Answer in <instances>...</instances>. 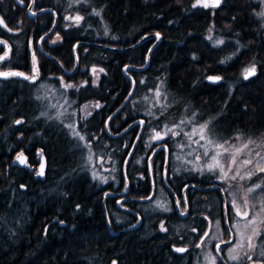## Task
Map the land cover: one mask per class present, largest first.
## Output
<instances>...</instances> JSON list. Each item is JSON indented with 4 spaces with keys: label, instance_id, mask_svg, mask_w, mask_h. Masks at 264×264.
Here are the masks:
<instances>
[{
    "label": "trees",
    "instance_id": "16d2710c",
    "mask_svg": "<svg viewBox=\"0 0 264 264\" xmlns=\"http://www.w3.org/2000/svg\"><path fill=\"white\" fill-rule=\"evenodd\" d=\"M57 1L54 4L53 0H34V3L37 7L53 8L60 23L65 17L75 23L72 26L69 22L70 33L58 36L69 53L68 59L60 62H72L71 47L79 40L121 47L147 34L159 33L161 37L151 55L150 65L138 76L134 94L114 120L119 118L124 122L125 117L143 116L150 122L153 115L164 117L167 112L159 113L158 107L151 114L143 111L147 105L141 99L143 95L148 96L151 89L148 82H156L160 77L167 82V99L187 104L198 122L210 121V131L221 139L264 135V15H261L264 4L258 0H221L215 8L198 5L197 0H92L91 3L78 0V6L72 8L74 10L69 9L72 1L77 0ZM12 4L11 0H0V12L9 31L19 34L13 36L0 28V35H10L7 40L13 48L25 46L27 33L50 28L53 21L51 13L39 15L47 19H38L36 24L37 20L28 18L26 12L22 17V10L27 5L18 3L17 7ZM106 8L112 13L108 15ZM99 9L107 14L103 15L105 23L109 24V30H114V38H103L96 33L95 20L86 22L90 20L88 12H99ZM74 12L83 19L79 22L70 19L74 18ZM15 17L26 22L15 24ZM46 20L48 24H45ZM66 28L61 27L60 31ZM99 29L104 31L102 27ZM85 48H77L79 63L82 68L89 65L96 70L99 85L95 79L91 80L93 85L84 88L75 82L65 92L66 98L71 99V116L66 120L77 132V121L83 123L79 133L84 140L75 137L69 128L61 134L60 128L47 132L43 124L36 126L35 118L43 112L40 123L44 122L47 110L35 112L36 102L33 107L27 103L30 97L11 96L12 86L10 89L2 87L0 133H7L9 126L12 127L10 124L20 121L18 124L28 126L32 135L23 134L18 139L19 142L23 140L22 143L9 144L8 152L3 154L10 157L12 148L19 147L17 151L25 150L31 154V163L28 168H21L10 162V172H1L0 169V264H109L111 259H117L118 264L152 263L148 250L150 245L146 242L145 252L139 238L111 244L113 253V249L108 248L113 237L104 224L99 202L101 193H94L96 183L89 175L96 158L99 160L101 157L110 161L106 175H110V169L114 168L116 175L120 176L128 150L126 144L132 142L128 135L110 139L103 128L108 114L125 96L127 79L122 67L126 54L99 47L86 48L89 51ZM253 66L255 75L244 79L245 69ZM210 75L220 77V81L208 83L205 78ZM110 80L112 83H108ZM110 89H113L112 100L108 94ZM73 94L81 97L74 100ZM62 95H59L61 99L55 97V111L59 107L61 109ZM168 111L176 113L175 108ZM32 123L35 126L32 127ZM58 124L65 125L62 121ZM76 138L84 144V149L79 152L69 146L79 145ZM13 139L11 136L7 141L14 142ZM37 150H40L38 156L43 154L47 162L42 176H37L33 169L37 165ZM137 150L135 158L132 153L128 166L143 159L144 166L140 169L145 173L148 151L138 146ZM85 152L88 153L85 155Z\"/></svg>",
    "mask_w": 264,
    "mask_h": 264
},
{
    "label": "flooded vegetation",
    "instance_id": "af4514ba",
    "mask_svg": "<svg viewBox=\"0 0 264 264\" xmlns=\"http://www.w3.org/2000/svg\"><path fill=\"white\" fill-rule=\"evenodd\" d=\"M25 3L27 5L28 2ZM30 18L37 20L35 22L38 24L45 17H39L33 5ZM59 21L57 17L56 20L53 19L49 29L27 33L24 40L25 46L10 47L6 59L0 62V72L14 71L31 77L34 74V67L36 69L34 80H26L21 76L0 77V87L7 86L10 89L12 86L11 96L31 97L37 89L39 98H45L41 95L48 91L53 93L54 97L61 99L59 95L69 90L65 87L66 85L73 86L75 82H79L78 85L84 88L93 85L92 79L97 80L99 85L96 70L89 65L82 68L78 60L75 62L73 47L77 42L71 47L73 69L69 67V63L60 62L68 59V51L63 48L62 38L58 36L62 34L63 37L64 33H70L72 28L69 25V18L65 17L62 21L67 24V28L64 31H55L58 25H62ZM45 24H48V20ZM0 28L13 36L19 34L9 31L6 24L0 25ZM10 35H0V38L6 40ZM147 41L127 45L129 48L124 51L126 62L122 67V72L127 79L125 96L117 108L111 110L103 125L110 139L128 135L132 140L130 144H126L128 150L121 165V175H116L113 168L107 176L109 180L105 183L102 180L95 182L94 193H101L100 205L104 213V224L109 234L116 238L111 241L115 244L118 242V237L123 235L127 237L126 241L139 238L138 241L145 247V252L147 242L150 245L148 250L151 253V264H212L213 257L215 264H254L256 261L264 264V256L259 255L260 251L264 250V230L258 238L253 239L256 248L248 252L253 258L251 262L243 256V253L248 251L247 247L238 249L242 257L239 262L228 258L229 249L234 247L240 239L238 236L240 227L235 222L243 221V219L236 216L232 205L235 201L243 206L244 196L241 192H238L237 197L232 200L221 181L209 180L207 176L195 178L179 172L171 153V139L154 140V130L150 129L151 124L143 116L132 119L125 117L124 122L119 118L113 119L131 99L137 87L138 76L147 69L139 68L146 64V54L149 55L148 52L155 50L157 46L154 38ZM86 48L84 50L89 51ZM145 48L147 53L144 52ZM4 52L5 47L0 44V55ZM33 54H35V65ZM142 55L144 61H142ZM108 83H112V80ZM132 87L133 93L127 99ZM3 88L0 89L2 94ZM108 94L111 100L114 99L113 89H110ZM138 120L143 121L139 136L141 124L137 122ZM77 129L82 132L81 125L79 128L77 126ZM137 146L139 149L148 151L145 173H142L140 169L144 166L143 159L142 162H138V165L131 163L128 166L132 153L134 158L138 153ZM28 155L31 162V154ZM151 207H155L156 211L152 212ZM248 207L250 218L251 201H248ZM161 225L166 231L161 230ZM229 240L231 243H227ZM217 245H219V251H217ZM176 248H185L186 251L177 252ZM111 264L117 263L112 261Z\"/></svg>",
    "mask_w": 264,
    "mask_h": 264
},
{
    "label": "rangeland",
    "instance_id": "374dc122",
    "mask_svg": "<svg viewBox=\"0 0 264 264\" xmlns=\"http://www.w3.org/2000/svg\"><path fill=\"white\" fill-rule=\"evenodd\" d=\"M58 2L57 0H53V3ZM87 2H92V0H85ZM11 2L13 4H15L17 7L18 3L25 5V0H11ZM258 2H260L261 4H264V0H258ZM79 1H72L71 5L72 7L69 10H74L72 9L74 6L77 7L78 6ZM12 4V5H13ZM55 4V3H54ZM60 4V3H59ZM58 4V5H59ZM57 5V4H56ZM203 6L202 4H198ZM14 6V5H13ZM28 6V3H27ZM26 6V9H27ZM204 7V6H203ZM51 8V7H49ZM26 9L24 8L23 11V16H26L29 18V14L28 12H26ZM53 9V8H51ZM109 13H112L111 10L109 8H106ZM65 10V8H64ZM67 10V8H66ZM76 12L79 11L78 9L75 10ZM99 15H95L94 13H96V10H90V12H88V15L90 17L89 21L86 22H90L91 20H95V31L96 33L100 34L101 37L103 38H107V39H111L114 38V30H109V24L105 23V18L103 15H107L105 14L104 10L99 9ZM26 12V15H25ZM29 13H31L29 11ZM43 13H48L47 10L42 11ZM81 14L82 13H78ZM77 13H73V17H76ZM26 20L20 17H15L14 18V23L15 24H19L20 22H23ZM73 20H69L70 24L73 26L75 25V23H72ZM62 21V25L61 27H66L67 24ZM60 23V21H59ZM60 25L57 26V28L55 29V31L60 30ZM99 27L104 28V31L102 32ZM86 29V28H85ZM63 48L66 50L67 47L63 46ZM122 50H117L116 52H121ZM148 60L150 62L151 59V54L153 53V49L148 52ZM69 54V53H68ZM117 62H115L116 64ZM70 68L73 69V63L70 62ZM164 65V64H162ZM117 66V65H115ZM160 75H161V70H160ZM166 77V75H165ZM162 78V77H161ZM156 82L150 81L148 82V85H151V89H149V91L147 92L148 96L143 95L141 97L142 101L146 103V112H150L152 113L154 111V109L156 107H158L159 109V113L162 111L167 112L164 117H157L156 115H153L154 118L152 117L150 120V129L154 130V131H161V132H165V125H167L169 128L174 129L176 132L179 133V135H175L173 136L171 133H168L167 135H165L164 138H170L171 139V145L170 148L172 149L171 153L173 154V159H174V164H176V168L179 172H182L184 174H188L191 176H194L195 178H200L202 176H207L209 180H219L223 183V185L226 187V190L228 191V193L231 196V199L233 200L234 198L237 197V193L241 192L242 195L245 197H248V201H251V206L253 204L256 205V207H252V213L249 219L253 218L254 213H256L259 210L260 207V201L262 198H264V173L258 172L257 168H256V164L257 162H261L264 163V160H261V157H264V146H261V142H264V135L262 136H253V137H243L241 135H237L235 136L233 139H229V140H224L221 139L219 136H217L216 134L212 133L210 131V121L205 120V121H200L198 122V119L196 117L195 114L191 113L189 110V107L187 104H185L184 102L182 103V101H176V100H168L167 98V82L163 81L160 79V77H158L156 79ZM141 83L143 81H140ZM49 89V88H48ZM157 90H159V92L161 93V95L157 96L156 92ZM89 93V92H87ZM62 101H61V109L59 107L58 111H55V103H56V98L54 97L53 93H49L48 91H46L45 93H43V95H41L42 97L45 96V98H39L37 97V89L34 91L33 96L30 97V101L28 100L27 103L30 107H33L32 104H34L36 102V110L35 112H40L43 111V109H46V116H45V120L44 122H41V117L43 116V112L39 114L38 117L35 118V125H41L45 127L47 130V132H50L51 130H55L60 128L61 134L63 131H68V127H66V124H69L68 121L66 119L69 118V116H71V109L69 108V102H70V98H66L67 95H65V93H62ZM69 96H71L69 94V92L67 93ZM150 96V97H149ZM77 97H81V95L78 94H73L72 98L74 100H77ZM149 97V99H148ZM73 101V100H72ZM71 103V102H70ZM176 109V113L175 111H172L171 113L168 111L170 109ZM40 110V111H39ZM50 110V111H49ZM33 119V116L32 118ZM157 119V121H156ZM84 120V119H83ZM58 121H62L64 122L65 125L62 124H58ZM182 121H184V123H181ZM208 124V129H207V133H208V137L212 140H214L217 144H224L225 147L228 148H232V146H236L239 147L242 144V140H238L236 139V137H242L243 141H246L248 139H251L253 141H255L254 144H251L249 146L248 149H245L244 152L237 157V163L234 166H230L232 168L231 171H228V178L225 179L223 176L220 175L219 171H213L210 172L208 171L207 165L213 163L212 161V156L215 155V151H217L218 149L215 148L214 144H207L206 140H201L199 135H186V133L191 134L193 132V129L199 128L200 125L202 124ZM78 125V127L81 125L83 128V123L79 124L78 121L76 123ZM12 127H15V129H11L9 130V128H12L9 126L7 133L1 134L2 135V140L0 141V169L1 172L3 171H7L10 172L9 170V164L10 162L12 163L14 161V157L16 154L17 149H19V147H14L12 148L11 153H9V155H11L10 157L4 156L3 154H6L8 152V147L10 146L9 144H13V143H22L19 142V138L20 136L22 137L23 134L26 135H32L31 130H29L28 126H21V124L15 123V124H10ZM32 123V127L35 126ZM158 125V128L155 129V126ZM179 126V127H177ZM34 129V128H33ZM160 129V130H159ZM13 131V132H12ZM84 132V131H83ZM14 137L13 141L10 140V142L7 141V139L9 137ZM66 136H69V134L66 132ZM76 140L79 142V147H77L78 144L74 143L73 145H69L71 149L76 150L77 152H79L78 150L80 149H84V144H82L81 141H79L77 138ZM198 142V143H197ZM89 149H86L85 151H88ZM205 151L208 152V155L205 156L204 153ZM219 151H222L219 150ZM13 153V154H12ZM88 152H85V155ZM256 153H260V156H257ZM29 154V153H28ZM39 152H36V159H39L38 156ZM85 155H84V159H85ZM251 159L253 161V163L251 165L248 166H242V161L244 159ZM229 157L227 155L221 156L220 160L222 162V164L224 165H228L229 163ZM99 162V164H98ZM31 163V162H30ZM110 161H108V159L106 158H96V161L93 164V168H91V174L89 175V178L91 179V181L93 180L94 182L96 181H101L103 183L106 182V180H109V177H107L106 175V167L109 166ZM138 165V163H136ZM47 167V166H46ZM46 167H45V171H46ZM35 173L37 176L38 175V171H37V165L35 167H33ZM227 170V169H226ZM236 171H240L241 176H245L248 172H252L253 175L251 177V179H232V177L235 175ZM166 172V170H165ZM2 175L4 173H1ZM95 174V175H94ZM103 174V175H102ZM104 177V178H103ZM256 184H260L262 185L261 188L256 189L254 192H252L251 194H249L247 192V189L249 187H255ZM95 202L98 203L97 200H94ZM101 203V201H99ZM149 206V204H148ZM150 207V206H149ZM153 208L152 212L156 211L155 207H151ZM259 219H264V213H260ZM237 223L238 228L240 230V232L244 233V236L247 237L248 235L251 234V227H259L260 230H264V224H258V225H253L251 227H246V225L248 224L247 220H243V221H237L235 222ZM104 234H102L101 237ZM112 237V236H111ZM113 241L116 239L115 237L111 238ZM94 240V239H93ZM127 237L125 235L118 237L117 241L120 242H126ZM95 241H97L95 239ZM107 241V240H105ZM98 243V242H97ZM114 244L112 241L110 242V249H113L111 251V253L114 252V246L111 245ZM114 261L118 264V260L117 259H111L109 264Z\"/></svg>",
    "mask_w": 264,
    "mask_h": 264
},
{
    "label": "snow or ice",
    "instance_id": "6c2138e0",
    "mask_svg": "<svg viewBox=\"0 0 264 264\" xmlns=\"http://www.w3.org/2000/svg\"><path fill=\"white\" fill-rule=\"evenodd\" d=\"M220 2H221V0H197L198 4H202L204 7L211 6L213 8L218 7ZM193 6L195 7L196 5H193ZM94 14L99 15L100 13L96 12ZM261 15H264V13H261ZM70 19H74L76 22H79L80 20L83 19V17L76 16V17L70 18ZM0 23H2V21H0ZM156 35H157V38H159V33H157ZM3 43H4V41L0 40V44H3ZM220 43H223V41H220ZM6 57H7V53L0 56V61H3L4 59H6ZM33 64L35 65V54H33ZM33 73H34L33 76L29 77V76L24 75V73H20V72H0V76H2V77L21 76L26 80H28V79L34 80L35 75H36L35 67L33 69ZM255 73H256V69L254 66L245 69L244 79H248L249 76L255 75ZM209 79L215 81V80H219L220 78L219 77H210ZM65 87L71 88L72 85H66ZM156 95L157 96L161 95L159 90H157ZM149 114H151V113H149ZM17 123H20V121H17ZM141 123H143V121H141ZM181 123H184V121H182ZM65 126L68 127L70 132L75 137H77L79 140H84V137L81 136L80 133L75 130L74 126L71 123L66 124ZM164 127L166 129L165 132L154 131V136H153L154 140H162V139H164L165 135H167L168 133H171L173 136L179 135L178 132H176L172 128H169L167 125H165ZM177 127H179V126H177ZM207 129H208V124L205 123V124L200 125L199 128L193 129V132L191 134L186 133V135H189V136L199 135L201 140L207 141V144H214L215 145V148L218 150L215 151V155L212 156L213 163L207 165L208 171L213 172V171L218 170L220 175L223 176L225 179H227L228 178V171L232 170V168L230 166L236 165L237 157L240 156L244 152L245 149H248L251 144H254L255 141H253L251 139L243 141V138L238 136V137H236V139L242 140L241 146H239V147L232 146V148H228V147H225L224 144H217L214 140L210 139L208 137ZM261 146H264V142H261ZM77 147H79V145H77ZM85 147H88V145H85ZM221 149H222V151H219ZM204 155L207 156L208 152L205 151ZM224 155H227L230 158L228 165L222 164V162L220 160V157L224 156ZM256 155L260 156V153H256ZM88 159H89V161H91V155H89ZM17 160L24 162L22 154H21V156L17 157ZM261 160H264V157H261ZM252 163H253V161L251 159L246 158L242 161V166H248V165H251ZM256 168H257L258 172L264 173V163L257 162ZM43 170H44V165H43V163H41L40 171L37 174L43 175L44 174ZM252 175H253L252 172H248L245 176H241L240 171H236V173L232 177V179H237V178L251 179ZM261 187H262V185L256 184L254 188L249 187L247 189V192L249 194H251L256 189H259ZM243 199H244L243 206L238 205L235 201H233L232 206H233V209L235 210L236 216L240 217L243 220L248 221V224L246 225V227H251L253 225H258V224H264V219H259L260 213H264V198L261 199L259 210L256 213H254L252 219H249L248 197L245 196ZM252 207L254 208V207H256V205L253 204ZM242 208H243V210H242ZM234 227H235V225H234ZM161 230L166 231V229L163 228V225H161ZM260 234H261V230L258 226L257 227H251V234L248 235L247 237L244 236L243 232H239L238 233V236L240 238L239 242L234 247L229 249L228 258L232 261L239 262L242 257H241V254L238 252V249H243V248L247 247L248 251L244 252L243 256H246L247 260L251 262L253 260V258L251 255L248 254V252H252L255 250L256 245L253 243V239L258 238L260 236ZM227 243H231V240L227 241ZM197 246H199V245H197ZM219 250H220L219 245H217V251H219ZM175 251L184 252V251H186V249L185 248H176ZM259 255L264 256V250H261ZM212 264H215V258L214 257L212 258ZM254 264H261V262L256 261V262H254Z\"/></svg>",
    "mask_w": 264,
    "mask_h": 264
},
{
    "label": "water",
    "instance_id": "95a60500",
    "mask_svg": "<svg viewBox=\"0 0 264 264\" xmlns=\"http://www.w3.org/2000/svg\"><path fill=\"white\" fill-rule=\"evenodd\" d=\"M31 5H32V2L30 3V5H29V8H28V10L30 11V9H31ZM50 11H52V10H50ZM38 12H40V11H38ZM37 12V13H38ZM53 12V11H52ZM29 16L31 17V13L29 14ZM151 36H153V35H147V36H145L144 38H142L138 43H140V42H142L143 40H145V39H147V38H150ZM159 39V38H158ZM0 40H2V39H0ZM2 41H4V40H2ZM2 45H4V47H5V52H4V54L5 53H7V55H8V52H9V46H8V44L4 41V43L2 44ZM78 45H88V46H91V45H94V46H99V47H102V45H98V44H93V43H83V42H81V43H77L75 46H74V49H75V47L76 46H78ZM108 48V47H107ZM117 50H122V49H117ZM4 54H1L0 56H2V55H4ZM1 62V61H0ZM147 67V65H145L144 67H142V68H140V69H145ZM10 72H14V71H10ZM253 76V75H252ZM0 77H2V76H0ZM210 77H218V76H213V75H210V76H207L206 78H205V80L206 81H208V82H210V83H217L219 80H211V79H209ZM243 77H244V74H243ZM249 77H251V76H249ZM4 78V77H3ZM132 91H133V87H132V89H131V91H130V93H129V95H128V97H127V99L130 97V95H131V93H132ZM126 99V100H127ZM126 100H125V102H126ZM124 102V103H125ZM124 103L122 104V105H124ZM118 110H120V108L118 109ZM117 110V111H118ZM141 121L142 120H138L137 122L138 123H140L141 124V127H140V130H139V133H138V136H139V134H140V132H141V129H142V124L143 123H141ZM137 136V137H138ZM21 156V155H20ZM22 157H23V161L24 162H21L20 160H19V162L17 163V165H19V166H24L25 165V161H26V156H23L22 155ZM17 159V158H16ZM41 163H43V165H44V168H45V161H44V157H42V160H41ZM40 166H41V164H40ZM40 166L38 167V170L40 171ZM44 171V170H43Z\"/></svg>",
    "mask_w": 264,
    "mask_h": 264
}]
</instances>
